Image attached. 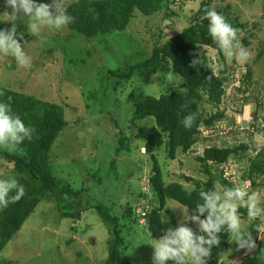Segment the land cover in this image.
<instances>
[{"label":"rangeland","instance_id":"1","mask_svg":"<svg viewBox=\"0 0 264 264\" xmlns=\"http://www.w3.org/2000/svg\"><path fill=\"white\" fill-rule=\"evenodd\" d=\"M170 1L169 8H164V12L150 17L135 13L125 31L96 39H85L71 33L67 26L59 30L42 28L40 35L46 42L41 46L40 37L27 30L28 18L21 13L15 21H7L5 14H11L12 10L5 0H0V29H10L13 23L16 25L17 32L24 35L22 41L18 37L14 39L22 44L32 64L30 69L21 68L14 57L0 54V86H8L16 92L62 108L69 124L52 146L49 156L51 172L75 192L86 190L88 198L114 212H120L126 205L139 209L143 205L137 198L140 192L148 194L149 204L155 201L144 179L150 163L141 148L143 142L132 140L128 153L115 154L117 139L131 138L129 119L134 101L140 94L159 97L169 90L183 92L185 83L178 75L173 74L174 81L168 82L167 74L158 73L150 84L142 85L136 77L127 82L112 77L110 72L124 70L146 60L154 45L180 33L189 25L202 0ZM34 2L52 4V0ZM72 2L63 0L65 7ZM56 3H61V0H56ZM213 5L215 8L229 6L230 16L236 15L239 23L248 25L246 30L254 37L244 40L247 45L241 44L249 50L251 57L240 64L219 47L218 50L201 48L211 65L220 63L219 53L226 64L229 82L221 105L226 119L214 130L203 131L202 136L208 139L200 140L193 147L192 154L178 152L176 159L170 161L165 157L163 147L157 160L163 168L165 183H178L191 190L193 186L181 176L200 182L206 180L195 161L204 149L246 145V153L222 166L224 177L232 187L259 192L264 204V187L250 190L247 184H241V176L247 170L250 159L264 146V0H214ZM55 11L50 8V12ZM248 68L251 69L250 85L245 88L241 80ZM245 89L244 94L239 92ZM152 122L148 119L142 125L149 126ZM8 169L0 168V179L16 180L10 171L5 173ZM216 187L221 192L227 188L218 182ZM191 215L178 203L167 201L162 218L164 232L184 222L193 229L194 235L198 234L197 224L184 221ZM242 221L249 229L252 219ZM125 225L128 228L127 222ZM123 234L128 245L124 253L129 263L153 264L151 240L154 239L138 227L128 228ZM262 239L264 241V233ZM110 240L95 211L82 213L78 221L65 219L53 200H43L5 246L0 259L13 264H104ZM228 245L221 256L222 264H242L243 258L255 250L239 249L230 239Z\"/></svg>","mask_w":264,"mask_h":264},{"label":"trees","instance_id":"2","mask_svg":"<svg viewBox=\"0 0 264 264\" xmlns=\"http://www.w3.org/2000/svg\"><path fill=\"white\" fill-rule=\"evenodd\" d=\"M170 0H73L66 7L67 14L72 22L67 24L71 33H76L85 39H96L115 32L127 29L135 13L142 17H150L164 12L170 6ZM214 0H202L196 12L191 17L189 25L180 33L159 41L151 50L149 57L124 70L110 72L118 80L129 82L136 77L142 85L151 83L158 73L172 72L178 75L185 83V90L177 92L169 90L159 97L140 94L133 103L129 128L131 138L120 137L117 139L115 154L128 153L132 140L142 141L144 156L149 158V170L146 180L154 203L149 204V196L140 192L137 198L143 202L139 209H132L126 205L120 212L100 202L88 198L86 190L75 192L58 181L51 172L50 152L57 137L68 126L62 108L58 105L44 102L32 95L22 94L8 86H0V102L10 105L12 114L19 116L27 127L32 129L30 139H25L17 146L15 151L0 148V168L9 167L6 174L16 177L18 187L24 188V195L16 199L17 189L13 188L6 196L7 203L0 206V253L5 246L20 231L25 221L34 212L36 207L44 200H53L62 217L78 221L82 213L89 210L95 211L100 217L109 236L108 255L104 264H130L125 256L127 249L125 235L131 228L138 227L150 235L152 239H159L164 234L163 212L167 201H174L188 209L192 214L202 190L215 189L216 183L223 187L231 188L232 185L224 177L225 166L230 159L237 158L241 153H246L247 147L243 144L232 148H219L215 146L203 150L202 155L195 161L200 166V173L206 177L205 181H196L189 177L181 176L193 189L186 190L178 183H165L163 168L157 158L158 152L164 147L163 152L168 160H175L178 152L182 154L193 153V147L203 137V131L214 130L216 125L226 119L221 105L225 96L226 86L229 82L227 67L219 53V64L223 67L216 72L207 62L201 48L218 50V45L208 33V20L204 18L205 9H214L222 14L233 27L243 32L244 38H253L246 23H239V17L230 16V7L215 8ZM230 16V17H229ZM246 31H245V30ZM162 37V36H160ZM199 63L192 66V60ZM251 69L248 68L241 80V85H250ZM244 94L246 89L240 91ZM208 108V109H207ZM209 110V111H207ZM196 114L191 127H185L184 117ZM152 120L149 126H143L145 120ZM114 163V162H112ZM110 172V171H109ZM1 177L0 180H3ZM241 184H247L250 190L264 187V146L250 159L247 170L241 176ZM250 182V184L248 183ZM264 206V204H262ZM139 210V211H138ZM241 219H249L244 207L237 210ZM207 214L200 216L204 219ZM264 216V213H262ZM128 224V228L125 225ZM260 218L252 219L249 231L256 239V248L252 254L245 256L242 264H264V241L262 233L254 231ZM123 223V224H121ZM123 234V236H122ZM129 235V234H128ZM220 244L214 246L206 264H222V254L228 248L230 235L221 227ZM0 264H13L0 259ZM166 264H174L167 261Z\"/></svg>","mask_w":264,"mask_h":264},{"label":"clouds","instance_id":"3","mask_svg":"<svg viewBox=\"0 0 264 264\" xmlns=\"http://www.w3.org/2000/svg\"><path fill=\"white\" fill-rule=\"evenodd\" d=\"M11 8V14H5L7 21H15L18 14L28 18L27 30L35 36H39L41 46L46 42L40 35L42 28L59 30L72 22V17L67 14L66 7L61 3L52 0L51 5L36 4L34 0H5ZM54 8L55 13L50 12ZM204 18L208 20V33L218 47L229 57H235L240 63H246L251 53L241 44L240 38L243 32L229 23L225 17L214 9H205ZM23 33L16 30L13 23L10 29H0V54L12 56L21 68L32 67L30 57L25 53L22 44L17 42L18 37L23 40ZM197 59L192 60V66L199 63ZM213 71L221 69V64L209 65ZM175 79L172 72L167 73L166 80L173 82ZM196 114L184 117L185 127H191ZM32 129L27 127L19 116H14L9 104L0 102V148L15 151L26 138L30 139ZM250 184V182H248ZM148 185V184H147ZM13 188L17 189L16 199L24 195V188L17 185L15 179L0 180V205L7 203L6 196ZM198 202L191 216L184 221H191L199 227L198 234L194 235L193 229L187 223L181 222L175 228H169L159 239L151 240L154 248L153 264H166L167 261H174V264H206L207 258L211 255L214 246L220 244L221 227L227 225V233L230 240L239 249L252 251L256 243L252 231L248 230L246 223L241 219L238 208L244 207L247 210L249 220L260 217L261 222L255 226L254 231L264 233V206L262 196L257 191L248 192L240 186L225 188L222 192L215 189L202 190L199 192ZM207 214L204 219L201 215Z\"/></svg>","mask_w":264,"mask_h":264}]
</instances>
